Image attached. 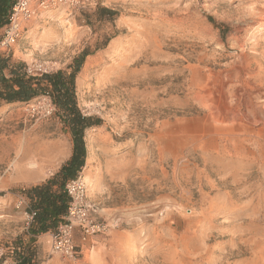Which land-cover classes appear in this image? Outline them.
Returning <instances> with one entry per match:
<instances>
[{"label":"rangeland","instance_id":"374dc122","mask_svg":"<svg viewBox=\"0 0 264 264\" xmlns=\"http://www.w3.org/2000/svg\"><path fill=\"white\" fill-rule=\"evenodd\" d=\"M87 3L38 13L12 47L35 71L101 47L75 83L82 113L101 119L82 174L109 226L77 228L76 259L39 235L37 264H264V0ZM41 104L0 106V264L29 239L21 190L71 155Z\"/></svg>","mask_w":264,"mask_h":264},{"label":"trees","instance_id":"16d2710c","mask_svg":"<svg viewBox=\"0 0 264 264\" xmlns=\"http://www.w3.org/2000/svg\"><path fill=\"white\" fill-rule=\"evenodd\" d=\"M15 0H0V30L7 23ZM102 14L114 15L110 9L102 8ZM94 50L84 49L69 65V70L35 73L28 63L15 60L13 53L0 52V106L29 103L48 95L56 115L72 136V151L69 159L51 178L21 190L29 208L36 212L28 227L29 239L17 238L10 245L11 256L17 264H37L34 242L44 233L53 232L63 220L69 203L65 185L82 172L87 159L86 130L99 126L100 118L84 115L76 97V77L87 56Z\"/></svg>","mask_w":264,"mask_h":264},{"label":"built area","instance_id":"2783aa9c","mask_svg":"<svg viewBox=\"0 0 264 264\" xmlns=\"http://www.w3.org/2000/svg\"><path fill=\"white\" fill-rule=\"evenodd\" d=\"M88 0H15L8 15L7 23L0 30V52L11 53L12 47L21 37L24 25L40 12L49 11L58 7L81 9L87 6ZM30 71L35 73L50 72L47 69L35 71L29 66ZM36 100L42 103L45 115H52L55 106L48 95L41 96ZM65 190L69 196L67 211L63 220L56 229L51 232V245L55 252L62 256L76 259L78 247L74 234L78 228L84 236L98 232H104L108 223L97 219L98 207L91 202L87 195V183L82 172L77 177L67 181ZM24 202V199H22ZM20 201L19 204L23 203ZM28 225L34 220L36 212L28 208L25 210Z\"/></svg>","mask_w":264,"mask_h":264},{"label":"bare ground","instance_id":"6f19581e","mask_svg":"<svg viewBox=\"0 0 264 264\" xmlns=\"http://www.w3.org/2000/svg\"><path fill=\"white\" fill-rule=\"evenodd\" d=\"M243 100V99H242ZM242 102V101H241ZM34 167L33 168H31V169H29V171L32 173V174H34V173H36V171L38 170V167L36 166V164H32ZM37 169V170H36Z\"/></svg>","mask_w":264,"mask_h":264}]
</instances>
